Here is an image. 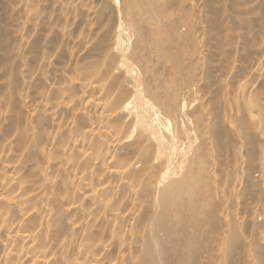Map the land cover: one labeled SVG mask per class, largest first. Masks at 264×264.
Returning a JSON list of instances; mask_svg holds the SVG:
<instances>
[{
	"label": "bare ground",
	"instance_id": "1",
	"mask_svg": "<svg viewBox=\"0 0 264 264\" xmlns=\"http://www.w3.org/2000/svg\"><path fill=\"white\" fill-rule=\"evenodd\" d=\"M0 264H264V0H0Z\"/></svg>",
	"mask_w": 264,
	"mask_h": 264
}]
</instances>
